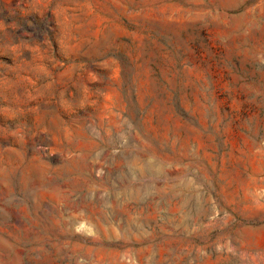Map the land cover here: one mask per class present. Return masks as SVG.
<instances>
[{
	"label": "rangeland",
	"instance_id": "obj_1",
	"mask_svg": "<svg viewBox=\"0 0 264 264\" xmlns=\"http://www.w3.org/2000/svg\"><path fill=\"white\" fill-rule=\"evenodd\" d=\"M0 264H264V0H0Z\"/></svg>",
	"mask_w": 264,
	"mask_h": 264
}]
</instances>
